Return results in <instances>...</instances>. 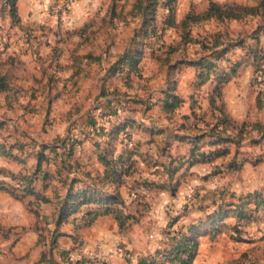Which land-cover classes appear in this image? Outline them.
<instances>
[{"label": "rangeland", "instance_id": "rangeland-1", "mask_svg": "<svg viewBox=\"0 0 264 264\" xmlns=\"http://www.w3.org/2000/svg\"><path fill=\"white\" fill-rule=\"evenodd\" d=\"M262 1L231 0L228 2L258 6ZM135 2L136 0H125V5L130 3V6L132 4L133 6L126 8L125 12L118 15L119 17L123 16L122 29H118L113 24V18L116 16L112 14L115 13L114 11L111 14L105 13L102 23H100V11H98L89 19H85V15H83L80 17L82 22L79 26L70 27L69 24H72L70 0H17L15 15L10 13L9 2L0 0V45H2L0 47V80L2 79V82L6 83L8 87L11 86L10 91L12 92L13 84L20 79L16 76L17 71L20 70L22 75L30 72L33 75L40 73L42 64L35 60L33 54H30L31 57H29V54L25 52L22 54L25 55L24 60H19L20 55H15V51H12L9 56H6L5 53L10 43L15 44L21 38L24 43L29 44L32 41L34 45L38 44L41 41L40 37L44 35L41 32L42 25L46 23L42 18L44 16L48 17L49 22L53 24V28L56 30L54 32L56 40L68 41L72 39L77 41V48L73 50V57H76V59L74 58L77 68L76 75L78 76L77 91L87 87L89 93H82V95L78 93L77 95L70 91L65 96L70 101L76 98L75 104L81 108L90 107L94 110L90 119L91 125L86 120L87 129H85L87 133L90 132L94 135H99L101 132L110 133V131L112 134H116L112 129L121 121H119L120 123L115 121L113 124L111 121L123 109L122 105H129L130 108L132 104L139 105L146 116L154 105L162 106V93L164 87L167 86L165 75L169 74V67L173 65V70L177 67L182 71L186 65L179 64L178 61L185 57L191 58L188 55L194 48L191 45H186L185 39L219 43L218 55H216L218 58L222 55H230V53L238 54L241 56L240 67L242 70L250 68L254 81H256V76H258V80L264 78V3L258 7L257 15L247 16L240 20L208 19L201 24L197 23L198 25L183 28L181 22L190 10L182 11L178 7L177 0L173 5L174 15L171 17L174 27H166L170 15L164 6V0H158L155 8L156 14L151 17V20L142 14H131ZM106 4L110 9V7H115L116 0H109ZM99 40L108 44L101 45ZM15 49H19V47L16 46ZM3 56L7 58L6 62L3 61ZM16 62L17 65H15ZM219 66L230 68V65L224 62H220ZM5 69H7L5 74H10L9 79L3 75ZM186 69L188 70L184 75H190V69ZM189 75L185 78H188ZM254 87H256V93L259 89L264 91V84L256 83ZM152 89H156L154 95H151L150 90ZM91 92H94L93 95L90 94ZM10 98L13 100L11 96ZM16 99L17 103L23 105L18 96ZM261 103L264 106V96ZM162 108L163 106L161 107L163 111ZM258 113L260 116L262 115L261 107ZM107 123L110 124L107 126ZM141 125L125 126L118 133V136H127L128 134L132 137L133 133L136 134L142 130L141 132H145V134H140L141 137H149L134 144L125 143L127 148L138 147L136 152L139 153L140 158L138 156L135 158L138 157L140 161V178L136 175L135 177L139 178L136 181L140 182L143 187L146 182L162 180L164 185L171 188L176 186L175 194L178 192L176 199L168 192V195H161L158 193L160 188L156 186L152 187L151 191L141 190L145 205L138 208V212L135 213L134 222L126 233L134 232L132 237L127 240L133 246L132 250L147 248L149 244H156L155 251L164 249L167 253L158 255L155 258V264H178V261L171 260L173 248L179 246V235L177 234H180L183 228L191 224L193 219L200 217L205 221L206 213L212 214V201L217 199L213 194L214 191L223 192L221 195L225 197L224 204L237 203L239 205L244 201L243 191L236 193L235 189L239 190L238 187L246 189V186H252L258 182L259 176L257 177L251 170V165H245V168L243 167L238 172L222 170V174L214 176L199 178L197 174L186 178V171L191 166L190 160L173 158L171 144L166 138L168 143L165 140L156 143L160 136H166L169 126H165V123L150 127ZM110 127L113 128L110 130ZM0 128L2 129L0 132L2 139L8 138L7 136L14 137L17 133L15 126L8 127V130ZM23 128L24 132L32 131L28 127L24 126ZM103 129H108V132L102 131ZM49 130L50 127L47 128V131ZM84 133L79 128L69 126L68 129L62 128L61 132H56L55 137L61 139V150L65 148L63 152H66L71 146H77L76 141ZM64 137H66L65 141L69 139L72 141L66 142L65 145L62 143ZM0 144L6 145L11 151H19L20 144L24 145L23 150H25L26 145L18 141H0ZM38 150H40V146L37 147ZM79 164L81 165V163ZM160 164H166L173 171L163 170ZM258 165L261 167V164ZM182 169L183 172L180 173ZM258 171L259 174L260 172L263 174L264 167ZM179 173L180 176H178ZM176 176H178L177 179ZM128 177H125L124 180L130 185L132 181L131 177ZM124 189H122L123 195L129 197L127 196L128 190L126 187ZM233 193L241 197L238 198ZM131 199H135V197L132 196ZM200 207L203 209H199ZM231 208L234 210L233 207H225L226 210ZM213 210H216V207ZM246 213L250 214L248 210ZM240 217L228 213L219 222H213L210 218L200 226L192 223L199 226V231L194 234L201 231L204 233L196 237L198 245L191 264H259V254L262 250L264 251V244L258 242L260 234L262 232L264 234V205H259L255 213L252 212L251 218L241 220ZM174 219L176 220L174 221ZM115 249L126 250L123 246H116Z\"/></svg>", "mask_w": 264, "mask_h": 264}, {"label": "crops", "instance_id": "crops-1", "mask_svg": "<svg viewBox=\"0 0 264 264\" xmlns=\"http://www.w3.org/2000/svg\"><path fill=\"white\" fill-rule=\"evenodd\" d=\"M107 1L109 0H70V5L72 7L70 15L72 24H69L70 27L79 26L82 22L80 17L83 15H85V19H89L90 16L92 17L98 11H100V23H102V17L105 13L111 14L112 11H115L116 16L113 18V24L116 25L118 29H122L123 16L119 17L118 15L125 12L126 8H132L133 4L131 6L130 3L125 5V0H116L115 7H110L109 9L108 4L105 5ZM213 1L228 2L231 0ZM177 3L182 11L186 12L193 9V11L198 14L205 12L209 6V0H177ZM42 18L46 23L42 25L41 32L44 35L40 37L41 41L38 44L34 45L32 41L29 44L24 43L21 38L15 44L10 43L5 53L6 56H9L12 51H15V55H20L19 60H24L25 55L22 54L25 52L29 54V57H31L30 54H33L35 60L41 62L42 69L38 75H33L30 72L23 74L25 76H23L19 70L16 76L20 79L16 80L13 84V91H10L11 86H9V90L8 88L0 89V127H3L4 130H8L7 128L10 126H15L17 128V133L14 137L7 136L8 138L5 137V139L0 137V141H18L26 144L25 150L13 151V154L16 156L15 158L0 156V186H2V189H0V264H35L40 258L43 250L48 247L51 232L56 229V224L54 222L57 218V207L53 200L54 195H52V188L50 187L46 192H42L43 188L41 183L39 182L36 184V191L42 192L49 200L46 202L38 201L35 195H25L22 198H16L8 192V188L15 184L11 175L29 174L34 170L37 165L35 157L37 147L41 144H47L58 147V149H56V154L58 156L54 161L42 166L47 172L53 174L54 179L52 182L57 192L61 194L67 190L66 188H62V178H67L69 182L73 178L81 180L73 184V189L80 190L83 184L82 181L86 178L88 179L87 174H89L90 180L87 181V184L92 186V183L96 184V172L104 171L98 159L95 144L100 143L103 145L110 139L106 134L94 135L90 132L87 133L85 130L87 129L86 120L91 125L90 119L94 110L90 107L81 108L78 104H75L76 98L70 101L65 96V94L70 91L77 93V95L78 93L81 95L82 93H89L87 87H83L81 89L82 92L77 91L76 81L78 76L76 75L77 68L74 63V58L76 59V57H73V50L77 48V41L72 39L68 41L64 39L60 41L56 40L54 36L56 30L53 28V24L49 22L48 17L44 16ZM99 41L101 45L106 43L102 40ZM1 46L2 45H0V47ZM16 46L19 47L20 51L19 49H15ZM191 46L194 49H192V52L188 56L195 57V51L199 52V46ZM227 58L231 61H237L241 59V56L230 53V55H227ZM2 59L4 62L7 61L5 56H3ZM108 59L110 60V58ZM92 61H94V59H92ZM15 65H17V62ZM186 68L190 69V75H184L185 71L188 70ZM6 70L7 69H5L3 75H6L7 79H9L10 74H5ZM187 75H189L188 78H185ZM172 76L174 77V75ZM177 76L178 83L176 93L184 102L177 108L174 119H169L167 115L163 113L159 105H154L146 116L141 111L139 105L132 104L131 108L128 105L126 108L122 109L120 113L112 119L111 124L125 118H130L134 123H137V125L142 124L141 126L143 127L158 126L157 124L160 125L165 123V126H169L167 134L165 137L160 136L156 143L161 140H165L166 142L168 140L171 144L172 157L186 160L191 155V148L193 147L195 129H192V126L195 124V121L193 118L186 120V127H190L186 131H178L174 126L182 122L183 116H191L190 97L192 95H194V98L198 99L197 104L199 106L195 108L197 113L210 109L208 95L213 86L210 82L198 91L199 94L197 91L195 92L193 81L196 77V70L192 66H184L181 73ZM252 76L253 72L250 68L238 71L222 88L223 102L230 119L232 118V120L235 121L248 119L250 121L260 122L264 125V107L261 108L262 115L260 116L258 113L259 108L256 106L257 93L255 92V88L251 85ZM165 77L167 78V75H165ZM150 92H152L151 95H154L156 89H152ZM93 93L94 92H91L90 94L93 95ZM10 96L13 100H10ZM17 96L21 99L23 105L17 103ZM87 114H89V117H87ZM208 121L210 120L206 119L204 122L196 123L197 128H205L206 126H204V123ZM52 123L54 124L52 125ZM108 124L110 123H107V126ZM24 126L30 128L32 131L24 132ZM69 126L72 128H79L85 133L80 135L79 140L76 141L77 146L72 147L73 153L67 158L66 153L63 152L64 150H61L60 147L59 140L61 139H56L55 135L56 132H61L62 128L68 129ZM48 127H50L49 131H47ZM141 131L136 133L137 135L133 133L131 137L132 144L139 140L144 141L149 138L148 136L141 137V135L145 134V132L142 133ZM0 132H2L1 128ZM226 132L233 135L235 130L229 127ZM259 137L260 136L254 133L253 138L257 139L256 141H253L252 137L246 138L241 142L240 146L236 148L229 140L214 143L215 136L205 135L200 139V142H198L201 152L209 153L216 149H227L229 152L225 156L217 157L210 162H197L192 164L186 171V178L192 175L196 176L197 174L199 178L214 176L217 175L214 174V172L218 169L228 172L225 166L232 161L233 156L238 152L236 159L238 161L242 159L243 162H241L242 164L238 170H232L230 172H238L242 170L243 167L245 168V165H251V170L255 172V175L257 177L259 176V178H257L258 182L252 186H246V189L238 187L239 190L235 189L236 193L242 190L243 196H245L258 192L262 194L264 200V173H258V169L264 167V137L261 139ZM65 138L66 137L63 139ZM68 141L72 140L69 139L66 142ZM115 142L114 157L118 158L124 146L122 136H118ZM176 149L180 150L178 151ZM61 159H64V161L66 160L65 164L72 167V171L70 169L69 173H67L66 171L60 170L58 173L57 168L61 167ZM135 159H137L138 168L130 178L132 181L130 185L136 181V179L140 178V161L138 157ZM78 163H81L80 168L75 169ZM257 163L261 164V167H258L259 165ZM182 172L183 169L180 173ZM180 173L178 176H180ZM136 175H138L139 178H136ZM178 176H176V179ZM99 190L100 193L94 195L98 199L107 200L113 195L112 188L109 186ZM167 192L166 189L160 188L158 193L165 196L168 195L169 192ZM177 192L174 194L176 199ZM214 192H219V190H215ZM233 194L240 197V195ZM123 197L130 200L129 197L124 195ZM72 200L74 201L75 199ZM213 202L214 201H212L211 205V213L217 210V206H215ZM134 205L135 204H133V206ZM90 206L92 207L93 205L91 204ZM215 207L216 210H213ZM82 210L83 211L72 214L67 222L62 223L57 228V232L60 235L56 241V248L53 250L56 260H59L58 253L73 250L75 248L73 236H76L83 243L80 249L75 248L76 250L73 251V255L78 254V252L83 254V252H86V250L91 248L96 242H101L106 250H114L116 246H123V248L135 255L134 260L126 261L118 254H112L108 259L109 264H139L140 259L146 256H152L155 253L156 244H149L147 248L144 249L136 248V250H132L133 246L128 240L132 237L131 235L134 231L128 233L120 231L112 214L101 215L97 217L90 226L77 228L74 224V219L79 221L85 208ZM194 220L195 219H193L192 222ZM202 233L204 232H200V234ZM39 234L45 237L43 243L38 242ZM260 235L258 242L264 244L263 232ZM259 255V264H264V251L262 250Z\"/></svg>", "mask_w": 264, "mask_h": 264}, {"label": "trees", "instance_id": "trees-1", "mask_svg": "<svg viewBox=\"0 0 264 264\" xmlns=\"http://www.w3.org/2000/svg\"><path fill=\"white\" fill-rule=\"evenodd\" d=\"M10 4V13L12 15H15L16 12V1L17 0H7ZM165 1V8L168 9V14L170 15L169 20L167 21L168 25L166 27H174L173 20L171 17L174 15L173 13V5L176 0H164ZM158 0H136L134 7H133V15H143L145 17H148V20H151V17H153L156 14V4ZM264 3V0L258 4V6H247L236 2H224L219 3L213 0H209V6L208 9L203 13H195L193 9H190L188 13L185 16V19L182 20L181 26L183 28H189L191 25H198L201 24L203 21L208 19H217L218 21H226V20H240L243 18H246L247 16H253L257 15L258 7L262 6ZM115 12V11H114ZM115 14V13H113ZM145 23V22H144ZM198 23V24H197ZM188 36V35H187ZM186 42V45H198L199 46V52L195 51V57H185L183 60H179V64H185L190 65L195 68L196 70V77L193 81L195 92L200 91V89L205 86L206 84L210 83L212 84L213 88L210 91L208 95V102L210 109L208 111H203L201 113H197L195 111V108L199 105L197 104L198 99L194 98V95L190 97L191 101V116H183L182 122L175 124V128L178 131H186L190 127H186V120L189 118H193L195 121V124L192 126V129L194 128L195 134H194V141H193V147L191 148V155L187 159L190 160V165L197 163V162H210L216 159L217 157L225 156L229 151L227 149H216L213 151H210L209 153L201 152L200 146L198 142H200V139L203 138L205 135L209 136H215L214 143H218L224 140H229L232 142L235 147H239L241 142L249 137L253 138L254 133L257 134V136H260L261 139L264 137V125L260 122L256 121H249L248 119H244L242 121H235L230 119L227 112L226 107L223 102V96H222V88L223 86L232 78L234 77L238 71L242 70V67H240L241 60L237 61H231L227 58V55H222L219 58L216 56L218 55V46L219 43L215 42H207V41H200V40H188L185 39L184 43ZM157 56V55H156ZM220 62H224L225 64L228 63L230 65L229 67L221 68L219 66ZM232 67V68H231ZM170 72L167 75L166 82L167 86L163 89V98H162V106L164 109L163 112L167 115L169 119H174L175 113L177 108L184 102V100L176 93V87L178 83V76L181 73V69L179 70L177 67L175 70H173V65L169 67ZM240 68V69H239ZM244 70V69H243ZM1 75V74H0ZM174 75V77L172 76ZM253 79V76H252ZM251 79V85L252 87L255 86L256 83L264 84L263 79L258 80V76L255 77L256 81L254 79ZM6 83L2 82V79L0 80V89L8 88ZM256 89V87H254ZM194 92V93H195ZM199 94V92H198ZM264 96V91L261 89L258 90L257 96H256V106L257 108L264 107L262 105V98ZM198 97V96H197ZM128 105H122V108H126ZM161 106V107H162ZM206 119H209L207 123H204L205 128L200 127L197 128L198 122H204ZM120 123V122H118ZM197 123V124H196ZM127 127H134V126H140L137 125V123H134V121L130 118H125L121 120V123L114 126L112 129L110 127V130L116 132V134L110 133H103L100 134H106L110 137L107 143L100 144L96 143V152L98 159L101 163V165L104 168L103 172L97 171L96 175V181L90 185L87 184V181L90 180V176L88 175V179H84L82 181V187L80 190L73 189V184L76 181H81L73 178L70 182L67 178H62L61 183L62 188H66L64 193H59L56 191L54 185H53V179L54 176L52 173L47 172L46 169H43L44 164H50L54 161V159L58 156L56 154V149H58L57 146H50L47 144H41L40 150L36 151L35 157L37 161V165L29 174H17L11 175V178L13 181H15L14 185H11L8 188V192L16 197V198H22L25 195H35L38 199V201L46 202L48 199L43 195L42 192H46L48 188H52V195L53 200L56 204V215L57 218L55 220L56 229L51 232V235L49 236V244L48 247L43 250L41 253L40 258L35 264H81L85 262V259H78V254L73 255V251L77 248H81L83 245L82 241H80L76 236H73V240L75 243V248L73 250L68 251H62L58 253L59 260H56L53 254V250L56 248L57 244V238L60 235L57 232V228L64 222H67L68 219L72 214H75L77 212L83 211L82 209L85 208V211L83 212L81 218L79 221L74 219V224L77 228L82 227H88L90 226L97 217L105 214H112L117 222L118 228L122 232H127L130 227L132 226L134 222L135 213L138 212V208H140L143 204V195H141V190H150L152 187L156 186L162 189H166L171 195L175 194L176 186L171 188L168 185H164L162 180H158L156 182L149 181L146 182V184L140 185V182L134 181L131 185L127 184V181L124 180L125 177H131L134 172L137 171L138 163L137 159L134 158V156H140L139 153L136 152L138 149L137 146H133L131 148H127L125 146V143H131V137L127 134V136H122V140L124 142V146L122 148V151L118 158L114 157V150L116 145V140L118 138V133L124 128ZM232 128L235 130V133L233 135L228 134L226 131L228 128ZM102 131L108 132V129H103ZM150 131V130H149ZM120 136V135H119ZM177 137V136H175ZM178 138V137H177ZM256 138V137H255ZM253 138V141H256L257 139ZM60 143V140H59ZM63 144L66 145V141L63 139ZM213 143V144H214ZM134 144V143H133ZM64 145V147H65ZM63 147V148H64ZM73 146H71L68 151H66V157L68 158L73 153ZM24 149V145L20 144V150ZM48 151V152H46ZM65 151V148H64ZM14 152L8 149L6 145L0 144V156L5 157H11L15 158ZM236 154L233 156V159L231 162H229L225 169L226 171H232V170H238L241 166V162H243L242 159L239 161L236 159ZM140 158V157H139ZM147 163L149 161L145 160ZM61 167L57 168L58 173L60 170L66 171L69 173L70 169L72 171V167L67 166L66 160L64 159L60 160ZM162 169L170 170V172L173 171V169L169 168L166 164H160ZM76 167V168H75ZM75 169L80 168V164L78 163L77 166H75ZM171 167V164H170ZM166 170V171H167ZM222 170H216L214 174L222 173ZM128 177V178H129ZM160 178V177H159ZM93 179V178H92ZM161 179V178H160ZM41 183L42 185V192L36 191V184ZM111 187L113 195L111 198L107 200H101L96 198L94 195H97L100 193L99 189H102L104 187ZM68 187V188H67ZM126 187L128 190V196L129 199H125L122 195V189ZM99 188V189H97ZM0 189H2V186H0ZM223 192H214V196L217 197V199H214V205L217 206V210L212 214H206L205 221H208L210 218L213 220V222L221 220L225 215L228 213H232V215H239L241 216L240 219L244 220L248 217L251 218L252 212L255 213L257 207L259 205L263 204V197L261 193L255 192L253 194H247L244 197L243 203L237 204V203H228L224 204V198L223 195H221ZM132 196L135 197V199H131ZM241 197V196H240ZM239 198V197H238ZM72 199H75L74 201ZM49 201V200H48ZM93 205L92 207L90 205ZM133 204H135L133 206ZM225 207H233L234 210L229 209L226 210ZM203 209V207L199 208ZM249 211L250 214H247L246 211ZM239 219V221H240ZM176 219H174L175 221ZM203 219L198 218L195 219L192 223L199 224V226L205 222ZM189 224L185 228H183L177 235H179V246L177 248H173V251L171 252L173 257L171 258L172 261L176 260L179 263L178 264H191V261L193 259L195 250L198 245L197 236L200 234V232H197V234H194L198 230L197 225L195 224ZM202 232V231H201ZM45 237L42 234H39L38 242L43 243ZM164 250V249H162ZM156 250L155 253L152 256H146L142 259H140V264H155V258L158 255H165L167 252L164 250ZM76 252V251H75ZM109 264V263H105Z\"/></svg>", "mask_w": 264, "mask_h": 264}, {"label": "built area", "instance_id": "built-area-1", "mask_svg": "<svg viewBox=\"0 0 264 264\" xmlns=\"http://www.w3.org/2000/svg\"><path fill=\"white\" fill-rule=\"evenodd\" d=\"M112 254H118L126 261H132L135 259V255L127 250L121 251V249L106 250L101 242L94 243L91 248H88L86 252L79 253L78 259H85L87 264H105L108 263V259ZM84 262V263H85Z\"/></svg>", "mask_w": 264, "mask_h": 264}]
</instances>
